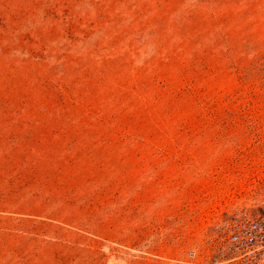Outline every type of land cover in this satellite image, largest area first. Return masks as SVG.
<instances>
[{
  "label": "rangeland",
  "instance_id": "rangeland-1",
  "mask_svg": "<svg viewBox=\"0 0 264 264\" xmlns=\"http://www.w3.org/2000/svg\"><path fill=\"white\" fill-rule=\"evenodd\" d=\"M262 215L264 0H0V264H222Z\"/></svg>",
  "mask_w": 264,
  "mask_h": 264
},
{
  "label": "built area",
  "instance_id": "built-area-1",
  "mask_svg": "<svg viewBox=\"0 0 264 264\" xmlns=\"http://www.w3.org/2000/svg\"><path fill=\"white\" fill-rule=\"evenodd\" d=\"M215 238L223 254L222 264H264V215L235 218Z\"/></svg>",
  "mask_w": 264,
  "mask_h": 264
}]
</instances>
